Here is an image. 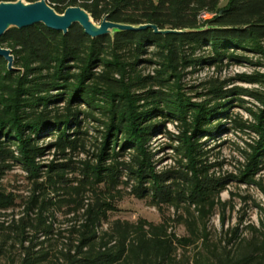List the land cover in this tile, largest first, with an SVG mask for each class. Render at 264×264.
Wrapping results in <instances>:
<instances>
[{
    "label": "trees",
    "instance_id": "trees-1",
    "mask_svg": "<svg viewBox=\"0 0 264 264\" xmlns=\"http://www.w3.org/2000/svg\"><path fill=\"white\" fill-rule=\"evenodd\" d=\"M48 1L61 13L83 7L96 22L108 16L119 23L191 31L147 28L93 38L79 24L67 34L35 24L0 38L15 55L14 69L0 58V259L5 264H264V222L234 230L224 245L209 239L208 221L221 191L209 176L211 148L202 142L221 132L222 118H230L231 129L258 136L244 152L249 163L243 175L262 170L264 89L231 88L210 79L201 85L204 99L193 102L182 84L189 67L222 68L249 60L245 53L259 55L264 65V0H229L224 6L222 0ZM144 64L156 66L152 74L143 73ZM240 77L264 88V74ZM247 93L262 105L251 112V122L228 113ZM165 120L181 128L170 137L180 158L178 167L158 171L151 141ZM91 122L103 127L92 128L101 134L94 160L74 162L68 156L86 151ZM49 135L53 141L41 144ZM53 147L68 161L41 164ZM16 165L33 184L25 202H17L18 195L3 184ZM120 186H131L128 194L160 211L182 207L189 217H178L189 235L170 232L163 214L160 223L111 219L123 197ZM192 245L197 250L191 259H178V249Z\"/></svg>",
    "mask_w": 264,
    "mask_h": 264
},
{
    "label": "rangeland",
    "instance_id": "rangeland-1",
    "mask_svg": "<svg viewBox=\"0 0 264 264\" xmlns=\"http://www.w3.org/2000/svg\"><path fill=\"white\" fill-rule=\"evenodd\" d=\"M228 2L229 0H222L221 5H227ZM4 47H6V44H4ZM245 55L249 60L241 63L230 61L222 68L212 65L189 67L185 70V76L182 79V84L185 86L184 92L191 97L193 102H200L204 99L201 93L203 92L201 85L210 79L225 81L228 87L231 88L239 87L262 91L264 89L262 85L244 81L240 77L241 75L256 73L264 74V65L258 63L260 60L259 55L252 53H245ZM261 61L264 62V60ZM140 68L144 74H152L156 66L144 64ZM240 97L243 101L233 103L228 113L232 118H241L251 122L254 120L251 112L259 111L262 105L260 101L248 93L240 95ZM221 122V132L214 138L205 135L202 142L206 149L211 148L207 156V162L214 164V166L210 170L209 176L219 181L217 187L221 191L219 197L215 198L217 205L208 221V236L211 242L224 245L227 239L232 238L234 230L239 229L238 231L241 233L247 225L260 226L264 222V167L262 170L254 172V174L243 175L248 169L249 163L244 152L249 150V144H254L258 136L249 129L241 130L238 127L231 129L234 123L230 118H222ZM164 123V127L162 126V129L157 131V137L151 141L155 159L158 160L156 166L158 171L178 167V159L180 158L174 147H172L173 145H171H176L177 142L173 143L170 137L171 134H179L181 128L174 121L165 120ZM89 125L91 129L87 137L86 151L74 152L68 156L74 162L94 160L93 154L97 152V146L100 144L96 140H101V134L92 128L97 127L103 130V127L97 122H91ZM163 128H165V133H158L163 132ZM53 139L50 135L45 136L41 140V144L47 145ZM68 158L64 159L53 147L46 150L40 158V163L46 166L52 162L68 161ZM27 176V172L22 169L21 165H16L3 179L6 189L18 195L17 202L27 201L32 194L33 184ZM133 183L134 181H132ZM120 189L123 191V197L116 201L118 209L110 212L111 219L120 218L135 222L139 218H145L148 221L160 223L163 221L164 215L170 226V232L177 236L189 235L186 226L180 223L181 219L178 217L179 214L183 215V219L189 217L182 207L177 211L173 207L164 206L160 211L157 207L151 205L147 199H139L128 194L131 186L127 188L120 186ZM19 210H22V207L17 208L14 213L19 212ZM64 210H67V207H64L62 211ZM62 211L57 212L60 221L65 219ZM10 214L13 213L10 211ZM196 250L197 247L194 245L186 249H178V259L187 262ZM0 264H5V261L0 259Z\"/></svg>",
    "mask_w": 264,
    "mask_h": 264
},
{
    "label": "water",
    "instance_id": "water-1",
    "mask_svg": "<svg viewBox=\"0 0 264 264\" xmlns=\"http://www.w3.org/2000/svg\"><path fill=\"white\" fill-rule=\"evenodd\" d=\"M35 24L67 34L74 24H79L86 34L95 38L111 35L124 30H144L152 28L156 33H183L189 29H160L154 24H127L104 17L96 22L92 14L80 6H69L64 12H58L48 0H1L0 1V38L9 30L22 29ZM0 58L7 61L8 68L14 69L15 55L12 48L0 45Z\"/></svg>",
    "mask_w": 264,
    "mask_h": 264
}]
</instances>
